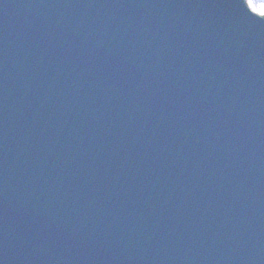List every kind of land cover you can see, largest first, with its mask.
Listing matches in <instances>:
<instances>
[{
  "label": "water",
  "instance_id": "water-1",
  "mask_svg": "<svg viewBox=\"0 0 264 264\" xmlns=\"http://www.w3.org/2000/svg\"><path fill=\"white\" fill-rule=\"evenodd\" d=\"M0 264H264V18L0 0Z\"/></svg>",
  "mask_w": 264,
  "mask_h": 264
},
{
  "label": "snow or ice",
  "instance_id": "snow-or-ice-1",
  "mask_svg": "<svg viewBox=\"0 0 264 264\" xmlns=\"http://www.w3.org/2000/svg\"><path fill=\"white\" fill-rule=\"evenodd\" d=\"M248 5V4H247ZM249 7V5H248ZM251 11L255 14H257L259 17L264 18V3H261L259 6H257L256 3H253L251 7H249Z\"/></svg>",
  "mask_w": 264,
  "mask_h": 264
},
{
  "label": "bare ground",
  "instance_id": "bare-ground-1",
  "mask_svg": "<svg viewBox=\"0 0 264 264\" xmlns=\"http://www.w3.org/2000/svg\"><path fill=\"white\" fill-rule=\"evenodd\" d=\"M247 3L249 6H251L253 3H256L257 6H259L261 3H264V0H247Z\"/></svg>",
  "mask_w": 264,
  "mask_h": 264
}]
</instances>
